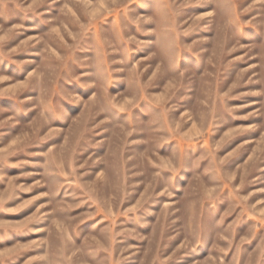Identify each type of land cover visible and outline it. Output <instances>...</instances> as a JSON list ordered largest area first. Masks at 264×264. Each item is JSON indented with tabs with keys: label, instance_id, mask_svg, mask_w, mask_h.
<instances>
[{
	"label": "rangeland",
	"instance_id": "1",
	"mask_svg": "<svg viewBox=\"0 0 264 264\" xmlns=\"http://www.w3.org/2000/svg\"><path fill=\"white\" fill-rule=\"evenodd\" d=\"M0 264H264V0H0Z\"/></svg>",
	"mask_w": 264,
	"mask_h": 264
}]
</instances>
